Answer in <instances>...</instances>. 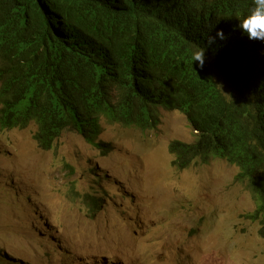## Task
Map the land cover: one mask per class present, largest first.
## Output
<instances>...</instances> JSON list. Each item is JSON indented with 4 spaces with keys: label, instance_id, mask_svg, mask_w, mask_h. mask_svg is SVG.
Instances as JSON below:
<instances>
[{
    "label": "trees",
    "instance_id": "trees-1",
    "mask_svg": "<svg viewBox=\"0 0 264 264\" xmlns=\"http://www.w3.org/2000/svg\"><path fill=\"white\" fill-rule=\"evenodd\" d=\"M252 0H0V126L51 149L96 145L100 118L155 128L159 109L196 133L174 165L225 160L252 192L264 238V44L239 29ZM224 34V39L217 36ZM208 35L214 43L208 44ZM204 48V63L194 55ZM104 152L109 145L98 144ZM89 210L102 205L87 197Z\"/></svg>",
    "mask_w": 264,
    "mask_h": 264
},
{
    "label": "rangeland",
    "instance_id": "rangeland-1",
    "mask_svg": "<svg viewBox=\"0 0 264 264\" xmlns=\"http://www.w3.org/2000/svg\"><path fill=\"white\" fill-rule=\"evenodd\" d=\"M152 130L102 120L103 156L77 132L39 148L37 125L0 127V264H264L256 200L237 166L179 170L170 144L193 143L185 115ZM73 168V173L67 168ZM104 199L98 212L85 201Z\"/></svg>",
    "mask_w": 264,
    "mask_h": 264
},
{
    "label": "clouds",
    "instance_id": "clouds-1",
    "mask_svg": "<svg viewBox=\"0 0 264 264\" xmlns=\"http://www.w3.org/2000/svg\"><path fill=\"white\" fill-rule=\"evenodd\" d=\"M238 27H239V29L247 36V38L249 39V40H260V41H264V0H252V6H251V8L249 9V11H248V13L242 18V19H240L239 20V25H238ZM217 36H219L221 39H224V34L222 33V32H218L217 33ZM214 40H215V38L214 37H211V36H209L208 35V38H207V42H208V44L209 45H211L212 43H214ZM263 44H264V42H263ZM194 60H195V62H199L200 63V65L202 66L203 65V63H204V48L201 50V52H199V53H197V54H195L194 55ZM0 110H1V104H0ZM184 115V114H183ZM106 118L109 122H116V123H120V124H122V125H124V126H127V127H136V128H139V129H141V130H152V129H155V128H157L158 127V125L155 127V128H152V129H143V128H141V127H139V126H136V125H128V123H126L125 121H123V120H119V121H112L111 119H108L106 116H102L101 118H100V126H101V133L99 134V136H98V138H97V143H96V145H93V144H91V143H89L82 135V137L84 138V140L88 143V144H90V145H92L93 147H95L96 149H98L100 152H101V154L103 155V156H105V155H107L110 151H111V145L109 144V143H106V142H104V141H101V140H99V137L101 136V134L103 133V126H102V120L104 119V118ZM186 117V116H185ZM31 123H35V122H31ZM30 123V124H31ZM29 124V125H30ZM36 124V123H35ZM28 125V126H29ZM37 125V124H36ZM27 126V127H28ZM1 127V126H0ZM26 127V128H27ZM15 129H21V128H15ZM24 129V128H23ZM4 130V129H3ZM37 130H38V126H37ZM37 132V131H36ZM66 132H68V131H66ZM66 132H64L61 136H60V138L66 133ZM73 132H75V131H73ZM78 133V132H77ZM79 134V133H78ZM35 135H36V133L34 134V139H35ZM80 135V134H79ZM175 141H179V140H175ZM175 141H173V142H175ZM37 142V141H36ZM172 142V143H173ZM179 142H182V141H179ZM56 143H57V141H56ZM183 143H185V142H183ZM37 144H38V142H37ZM98 144H107V145H109V151L107 150L106 152H104V150L103 149H101V148H99L98 147ZM186 144H190V143H186ZM38 146H39V144H38ZM55 146H56V144H55ZM55 146L53 147V148H51V149H54L55 148ZM170 147H171V144H170ZM39 148L40 149H42V150H45V151H47V150H51V149H43V148H41L40 146H39ZM170 152H171V150H170ZM171 154L174 156V160H173V165H174V161H175V155L171 152ZM175 166V165H174ZM177 169H179V170H184V169H186V168H179V167H177V166H175ZM67 168L70 170V172H72L73 173V168L71 167V166H69V165H67ZM95 197V198H97V199H99L100 201H101V205H102V207L99 209V210H101L102 208H103V206H104V199H101V198H99V197H97V196H95V195H87L86 197H82L79 193H77V195H76V199L77 200H79V199H82V200H84L85 201V204H86V206H87V203H89V199L87 198V197ZM87 208H88V206H87ZM89 209V208H88ZM99 210H97V211H95V212H98ZM91 212H92V210H90ZM95 212H93V213H95Z\"/></svg>",
    "mask_w": 264,
    "mask_h": 264
}]
</instances>
